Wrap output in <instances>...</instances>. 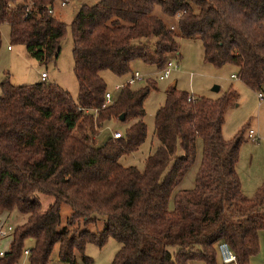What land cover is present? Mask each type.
I'll list each match as a JSON object with an SVG mask.
<instances>
[{
  "label": "trees",
  "instance_id": "trees-1",
  "mask_svg": "<svg viewBox=\"0 0 264 264\" xmlns=\"http://www.w3.org/2000/svg\"><path fill=\"white\" fill-rule=\"evenodd\" d=\"M56 1L63 0H0L8 44L22 46L37 63L59 54L65 26L52 16ZM155 8L174 25L155 16ZM69 31L75 101L44 81L16 87L0 82V211L25 216L12 228L0 264H15L24 250L26 264H48L55 245L61 263L74 264L75 252L88 263L85 244L100 247L107 238L119 243L108 264H219V241L238 264H248L264 230V186L250 196L241 193L235 166L242 131L229 141L220 135L235 94L228 90L210 100L166 89L152 121L157 146L138 171L118 159L145 140L142 104L154 82L121 84L103 106L100 73L123 78L133 61L160 70L176 54V38L195 39L205 63L232 66L242 85L261 91L264 0H100L81 5ZM119 116L120 123L131 122L120 138L94 146L99 131ZM197 140L193 187L174 193L169 208L172 190L194 162ZM37 193L51 198L45 209ZM60 204L70 208L67 226L94 222L96 214L103 217L102 229L58 228Z\"/></svg>",
  "mask_w": 264,
  "mask_h": 264
},
{
  "label": "rangeland",
  "instance_id": "rangeland-1",
  "mask_svg": "<svg viewBox=\"0 0 264 264\" xmlns=\"http://www.w3.org/2000/svg\"><path fill=\"white\" fill-rule=\"evenodd\" d=\"M99 1L66 0L63 7H60L59 1L52 4V16L65 26V33L59 42V54L53 62L37 63L28 56L22 46H10L8 44V28L6 25L0 26V82L6 79L14 87L31 85L41 82L40 74H43L46 78L45 83L58 86L75 101L77 86L72 74L69 25L81 5L92 6ZM19 2L20 0H16L15 3ZM153 14L163 19L166 24L174 25L173 20H167L160 15L158 8L154 9ZM176 44V54L170 55L167 59L174 69L166 80H157L158 70L154 66L144 65L140 61H133L129 66L130 74L136 73L140 78L134 84L135 88L141 87L145 79H150L154 82L155 90L148 93L142 104L144 111L142 122L146 129L145 140L135 152L120 157L118 164L124 168L134 167L138 171L142 170L144 160L157 146V141L153 136L152 121L156 109L164 101L166 89L174 87L177 91L210 100L218 99L223 93L230 90L236 97L234 103L224 112L220 135L224 141H229L242 131L244 142L238 149L235 172L241 184L242 194L245 195L246 192L249 196L256 187L264 186V100L258 103L256 92H252L237 79H234L232 66L225 65L221 68H214L205 63L202 59V47L198 40L176 38ZM130 74L123 78H116L108 72L100 73V77L106 86V92L111 95V98L114 99L117 95V91L113 90L114 86L123 84ZM214 87L218 89L217 92L213 91ZM130 123L122 124L118 120L109 122L107 127L99 131L92 144L100 146L108 137H111V134L122 132ZM248 130L253 132L251 140L246 138ZM199 161L200 142L197 140L194 162L172 190L168 202L169 208H171L174 193L193 187ZM36 197L40 201L42 209H45L51 201V198L44 194L37 193ZM0 213L3 212L0 211ZM6 213L7 216L0 217V222L4 221L1 228L7 226L13 228L22 222V217H25L14 209ZM69 214L70 208L65 204H60L58 228L65 227L70 230L85 229L90 232H98L103 227V217L96 214L91 215L97 217L94 222L83 223L79 221L69 227L66 225ZM230 221L234 222L235 219L231 217ZM8 243L9 238L0 239V249L6 250ZM29 245L30 242L25 241L23 248L26 249ZM118 248L119 243L111 238H107L100 247L87 243L84 246L83 255L88 257L90 262H83L80 258L81 255L75 252L74 264H108ZM15 264H26V256L21 254ZM48 264H64L57 260V245L51 251ZM249 264H264V230L258 232V251L250 258Z\"/></svg>",
  "mask_w": 264,
  "mask_h": 264
},
{
  "label": "built area",
  "instance_id": "built-area-1",
  "mask_svg": "<svg viewBox=\"0 0 264 264\" xmlns=\"http://www.w3.org/2000/svg\"><path fill=\"white\" fill-rule=\"evenodd\" d=\"M60 3V7L65 6L66 4V0H63ZM7 50H9V48H7ZM174 68H172L170 61L167 60L166 63L164 64V66L158 70L156 78L158 81H163L166 80L169 77L170 72L173 70ZM45 79V76L43 74H40V80L43 81ZM139 75L136 73H133L130 75V77L127 79V81H125L123 83L126 85H132L134 84V82L139 81ZM122 87V85H116L114 86L113 90L114 91H119V89ZM111 95L107 92L104 93L103 95V106L108 105L112 102ZM256 100L258 101V103L262 102L264 100V91H257L256 92ZM120 133L117 134H111L112 139H119L120 138ZM253 137V132L251 130H248L246 132V138L247 140H251ZM12 231V228L7 226L5 228H0V238H4L7 235H9ZM215 250H216V254H217V259H218V263L219 264H238L236 256L234 255V253L231 251V249L229 248L228 244L224 241H219L216 243L215 245ZM27 251L24 250L23 254L26 255ZM3 251L0 250V257L2 256ZM190 264H200V263H190Z\"/></svg>",
  "mask_w": 264,
  "mask_h": 264
},
{
  "label": "crops",
  "instance_id": "crops-1",
  "mask_svg": "<svg viewBox=\"0 0 264 264\" xmlns=\"http://www.w3.org/2000/svg\"><path fill=\"white\" fill-rule=\"evenodd\" d=\"M52 10V9H51ZM51 13H52V11H51ZM234 69V68H233ZM233 75H235V69H234V71H233ZM231 76V75H230ZM46 79V78H45ZM45 79L43 80V81H45ZM234 79H236V78H234ZM116 129L118 130V128L116 127ZM119 132V131H118ZM239 183H240V181H239ZM257 188V187H256ZM255 188V189H256ZM254 189V190H255ZM240 190H241V184H240ZM254 190H253V192H254ZM253 192H251V193H253ZM242 193V192H241ZM244 195V194H243ZM245 195L247 196V193L245 192ZM250 196V195H249ZM3 213H0V217H5V216H7V213L5 212V211H2ZM23 219H22V222L24 221V217H22ZM21 222V223H22ZM4 225V221H1L0 222V228L2 227ZM5 238H9V241H10V234L9 235H7L6 237H4V238H0V239H5ZM0 250H2V251H4L3 249H0ZM249 264V263H248Z\"/></svg>",
  "mask_w": 264,
  "mask_h": 264
},
{
  "label": "water",
  "instance_id": "water-1",
  "mask_svg": "<svg viewBox=\"0 0 264 264\" xmlns=\"http://www.w3.org/2000/svg\"><path fill=\"white\" fill-rule=\"evenodd\" d=\"M217 90H218V89H217L216 87L213 88V91H214V92H217ZM121 119H122V116H119L118 121H121Z\"/></svg>",
  "mask_w": 264,
  "mask_h": 264
}]
</instances>
